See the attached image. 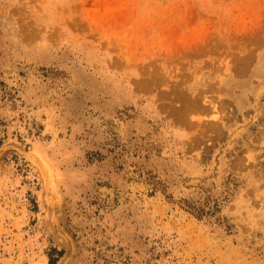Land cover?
<instances>
[{
  "label": "rangeland",
  "instance_id": "374dc122",
  "mask_svg": "<svg viewBox=\"0 0 264 264\" xmlns=\"http://www.w3.org/2000/svg\"><path fill=\"white\" fill-rule=\"evenodd\" d=\"M39 260L264 264V0H0V264Z\"/></svg>",
  "mask_w": 264,
  "mask_h": 264
},
{
  "label": "bare ground",
  "instance_id": "6f19581e",
  "mask_svg": "<svg viewBox=\"0 0 264 264\" xmlns=\"http://www.w3.org/2000/svg\"><path fill=\"white\" fill-rule=\"evenodd\" d=\"M33 149V148H32ZM30 150V151H32L33 152V150ZM36 150H34V152H35ZM26 152H28V151H26ZM36 153L38 154V157H40V155H39V152H37L36 151ZM32 154V153H31ZM31 154H28V155H31ZM37 154H35V155H37ZM34 156V155H33ZM31 157V156H30ZM29 157V158H30ZM37 157V156H36ZM32 159H33V157H31ZM30 158V159H31ZM41 158L42 157H40L39 159H40V162H41ZM35 159V158H34ZM43 160V159H42ZM33 162H34V160H33ZM36 163V162H35ZM43 166L42 167H44V168H47L48 166H44V165H48V164H46V162H45V160L43 161ZM37 164V163H36ZM38 167H39V165H38ZM40 168H41V166H40ZM49 168V167H48ZM43 170V169H42ZM46 170V169H45ZM48 171H50V173H51V170L50 169H47V171H45L44 173H45V180H46V186H48V184L50 183V179H51V181H52V183H53V180H52V176H51V178H50V175H52V173L51 174H49V172ZM44 177V176H43ZM44 179V178H43ZM53 185H54V183H53ZM54 188H55V186H54ZM102 189V188H101ZM107 189V188H106ZM107 192V191H106ZM57 193V192H56ZM56 195H58V194H56ZM54 203V202H53ZM52 212V211H51ZM55 215V214H54ZM54 219V218H53ZM55 222H56V220H55ZM45 256V255H44ZM37 263V262H36ZM35 263V264H36ZM34 264V263H33ZM38 264H46L45 262L43 263V262H41V260H39V263Z\"/></svg>",
  "mask_w": 264,
  "mask_h": 264
},
{
  "label": "trees",
  "instance_id": "16d2710c",
  "mask_svg": "<svg viewBox=\"0 0 264 264\" xmlns=\"http://www.w3.org/2000/svg\"><path fill=\"white\" fill-rule=\"evenodd\" d=\"M54 262H55L54 260H51V261H50L51 264H54Z\"/></svg>",
  "mask_w": 264,
  "mask_h": 264
}]
</instances>
